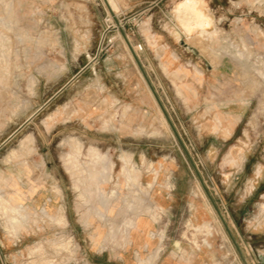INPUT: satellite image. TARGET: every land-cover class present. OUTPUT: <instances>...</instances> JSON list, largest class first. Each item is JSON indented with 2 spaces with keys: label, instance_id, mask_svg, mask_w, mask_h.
Masks as SVG:
<instances>
[{
  "label": "rangeland",
  "instance_id": "obj_1",
  "mask_svg": "<svg viewBox=\"0 0 264 264\" xmlns=\"http://www.w3.org/2000/svg\"><path fill=\"white\" fill-rule=\"evenodd\" d=\"M108 4L264 264V0ZM128 50L103 0H0V264H242Z\"/></svg>",
  "mask_w": 264,
  "mask_h": 264
},
{
  "label": "water",
  "instance_id": "obj_2",
  "mask_svg": "<svg viewBox=\"0 0 264 264\" xmlns=\"http://www.w3.org/2000/svg\"><path fill=\"white\" fill-rule=\"evenodd\" d=\"M103 3L105 4V6L107 7L110 15L113 17L115 23L117 24V26L119 28V31H120V34L123 37V39L125 40L128 48H129V50L131 52V55H132V57H133V59L135 61V64H136L138 70L140 71V73H141V75H142L147 87L149 88V90H150V92H151V94H152V96H153V98L155 100V102L157 103L158 107L160 108V110H161V112H162V114H163V116H164V118H165V120H166V122H167V124L169 126V129H170L173 137L175 138V140L179 144L181 150L183 151V153H184V155H185V157H186L191 169L193 170V172H194V174H195V176L197 178L198 183L201 186V189L203 190L207 200L209 201L211 207L213 208V210H214V212H215V214H216L221 226L223 227L228 239L230 240V242H231V244H232V246H233V248H234V250H235V252H236V254H237L238 258H239V260H240V262L242 264H249L247 262L245 256H244L242 250L240 249L237 241L235 240V237L233 236V233L231 232V229L229 228V226H228L223 214L221 213L217 203L215 202V200H214L213 196L211 195L210 191L208 190V188H207V186H206V184H205V182H204V180H203V178H202V176H201V174L199 172V169L197 168V166H196L195 162L193 161L189 151L187 150V147H186L185 143L183 142V140L181 138V135L177 131V129H176V127H175V125H174V123H173V121H172V119H171V117H170L165 105L163 104L159 94L157 93V90L155 89L153 83L149 79V76L147 75V73H146V71H145V69H144L139 57L135 53V51L133 49V46L129 42V40L127 38V35L121 29L119 23L117 22V20L115 18V14L112 12L107 0H103Z\"/></svg>",
  "mask_w": 264,
  "mask_h": 264
},
{
  "label": "bare ground",
  "instance_id": "obj_3",
  "mask_svg": "<svg viewBox=\"0 0 264 264\" xmlns=\"http://www.w3.org/2000/svg\"><path fill=\"white\" fill-rule=\"evenodd\" d=\"M192 1H194V0H192ZM196 1V0H195ZM107 2L109 3H113L114 2V0H107ZM194 3V2H193ZM186 4V3H185ZM187 4H189V3H187ZM183 5H184V3H181V5L180 6H182L183 7ZM190 6V5H189ZM192 7V6H191ZM187 8H188V6H187ZM189 10V9H188ZM187 13H189V11H187ZM192 14V13H191ZM202 14V13H201ZM194 15V14H193ZM196 15V14H195ZM177 16V15H176ZM201 16V15H200ZM178 17V16H177ZM184 18V17H183ZM183 18H182V20H183ZM195 18V17H194ZM203 18V17H202ZM204 19V18H203ZM202 19V20H203ZM191 20H194V19H191ZM200 20V19H199ZM183 24H185L184 22H183ZM204 32V31H203ZM206 33V32H205ZM204 33V34H205ZM207 34V33H206ZM129 51V50H128ZM129 53V52H128ZM130 56V55H129ZM139 75L141 76V78H142V80L144 81V79H143V77H142V75H141V73H140V71H139ZM144 83H145V81H144ZM144 85V84H143ZM145 85H146V83H145ZM146 90H148V92H149V94H150V98H152L153 99V101H154V103L156 104V107H157V109H158V111H159V113H160V115H161V117H162V119H163V121L165 122V124L168 126V124H167V122H166V120H165V118H164V116H163V114H162V112H161V110H160V108L158 107V105H157V103L155 102V100H154V98H153V96H152V94H151V92H150V90H149V88L147 87V85H146ZM181 91V90H180ZM168 128H169V126H168ZM257 174H259V170H257V172H256V175ZM196 194V193H195Z\"/></svg>",
  "mask_w": 264,
  "mask_h": 264
},
{
  "label": "built area",
  "instance_id": "obj_4",
  "mask_svg": "<svg viewBox=\"0 0 264 264\" xmlns=\"http://www.w3.org/2000/svg\"><path fill=\"white\" fill-rule=\"evenodd\" d=\"M134 46H135V47H137V49H138V50H141V49H142V47H141V44H140V43H139V44H135Z\"/></svg>",
  "mask_w": 264,
  "mask_h": 264
},
{
  "label": "crops",
  "instance_id": "obj_5",
  "mask_svg": "<svg viewBox=\"0 0 264 264\" xmlns=\"http://www.w3.org/2000/svg\"><path fill=\"white\" fill-rule=\"evenodd\" d=\"M140 230V229H139Z\"/></svg>",
  "mask_w": 264,
  "mask_h": 264
}]
</instances>
